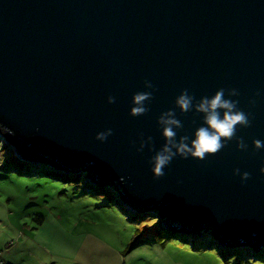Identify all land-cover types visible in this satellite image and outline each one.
I'll list each match as a JSON object with an SVG mask.
<instances>
[{
    "label": "water",
    "instance_id": "95a60500",
    "mask_svg": "<svg viewBox=\"0 0 264 264\" xmlns=\"http://www.w3.org/2000/svg\"><path fill=\"white\" fill-rule=\"evenodd\" d=\"M145 79L155 85L149 110L130 115ZM221 87L237 88L251 114L236 132L247 149L233 138L202 160L178 155L155 176L157 117L184 88L198 99ZM176 113L179 134L202 122L195 111ZM106 128L112 134L96 139ZM0 132L18 158L82 171L124 205L160 210L170 228L257 249L264 148L252 140L264 141V0H0ZM141 133L151 146L137 151ZM234 168L250 176L242 182Z\"/></svg>",
    "mask_w": 264,
    "mask_h": 264
},
{
    "label": "rangeland",
    "instance_id": "374dc122",
    "mask_svg": "<svg viewBox=\"0 0 264 264\" xmlns=\"http://www.w3.org/2000/svg\"><path fill=\"white\" fill-rule=\"evenodd\" d=\"M14 148L0 132V249L8 251L10 259L16 251L18 262L37 259L45 264H264V259L248 252L243 255L247 259H233L212 246L194 245L198 233L188 241L171 237L153 225L154 219L132 217V211L143 210L124 205L117 189L119 198L97 194L86 182L27 172L18 164L12 168L18 158ZM24 161L66 171L41 161ZM155 212L160 217L161 211ZM41 216L43 226L34 229L40 226ZM25 237L34 243H25ZM216 241L219 247L225 246ZM238 246L264 249V245Z\"/></svg>",
    "mask_w": 264,
    "mask_h": 264
},
{
    "label": "clouds",
    "instance_id": "9594fccd",
    "mask_svg": "<svg viewBox=\"0 0 264 264\" xmlns=\"http://www.w3.org/2000/svg\"><path fill=\"white\" fill-rule=\"evenodd\" d=\"M144 89L132 94L130 115L138 116L147 112L148 101H150L155 85L151 80H144ZM260 91L257 90L256 95ZM239 90L232 88H218L212 95L200 96L198 99L187 88L182 89L175 97L176 107L168 108L157 117V125L160 128L161 135L164 137V143L149 158L151 171L159 177L164 174L165 167L176 156L183 158L193 157L205 159L206 156L217 153L233 138L236 141L238 149H247V142L242 136H237L238 127H248L251 124V114L239 107ZM116 97L107 96L108 103H114ZM255 99L250 98V103ZM176 108L181 113L195 111L202 114V122L194 128L191 136L188 134H179L184 127L183 121L178 117ZM112 128H106L96 133V139L104 141L112 134ZM141 139L137 151H142L147 144L151 146L152 137ZM253 147L257 150L264 148V141L259 138L252 140ZM260 171L264 173V165ZM233 174H238L241 181L247 180L250 173L247 170L241 171L239 168L233 169Z\"/></svg>",
    "mask_w": 264,
    "mask_h": 264
},
{
    "label": "trees",
    "instance_id": "16d2710c",
    "mask_svg": "<svg viewBox=\"0 0 264 264\" xmlns=\"http://www.w3.org/2000/svg\"><path fill=\"white\" fill-rule=\"evenodd\" d=\"M18 164V168H24L27 172L32 173H46L50 174L56 178L65 180V181H75L79 183L86 182V184H89V187L95 191L97 194H107V195H114L117 196L116 189H114L111 185H102L97 186L94 183H92L90 180L85 177V173L82 171H59L56 169H51L49 165H38L35 167L32 163L26 162L24 160H21L20 158H15L12 163V168L16 167L15 165ZM119 198V197H118ZM126 210V209H125ZM128 211V210H126ZM132 217L134 218H145L149 217V219H154L155 223L153 224L155 227H158V230L167 232L171 237L179 238L182 241H188L192 240V235L197 234L198 241H195L194 245L197 244L200 247H203L204 249H216L219 251L220 254H222L225 257H231L233 259H247L246 257H243L245 253L248 252L249 255H252L254 257H259L260 259H264V249L262 250H253L249 247H240V246H222L219 247L217 245L216 237L212 235L211 232L202 230L197 233H184L180 230H176L173 228L168 227L163 223V220L160 217H156L155 210H143V211H132L131 212ZM44 222V217L41 216L39 218V224H42ZM201 239V240H200ZM207 240V241H206ZM136 240L135 242H137ZM209 243V244H208ZM132 245H135V243H132ZM253 257V258H254Z\"/></svg>",
    "mask_w": 264,
    "mask_h": 264
},
{
    "label": "crops",
    "instance_id": "0c3cea01",
    "mask_svg": "<svg viewBox=\"0 0 264 264\" xmlns=\"http://www.w3.org/2000/svg\"><path fill=\"white\" fill-rule=\"evenodd\" d=\"M44 222H45V219H44ZM44 222L42 223V224H39L40 226H38V227H34V229H40L42 226H43V224H44ZM67 236H65V238H66ZM69 237V236H68ZM67 240L69 239V238H66ZM24 241H25V243L27 242V241H31V243H34L33 242V240L32 239H30V238H28V237H25V239H24ZM37 243V242H36ZM43 244V243H42ZM37 245H41V243H37ZM44 245V244H43ZM75 247H77V245H75ZM8 251H3V250H1L0 249V264H45L44 262H42V263H40V262H37V259H33L32 261L31 260H29L28 261V259H26V261H22V262H18L17 260H15L16 258V251H14V253H13V255H9V256H13L12 257V259H10V258H8V253H7ZM18 253V256L20 255V254H22V252H17ZM14 254H15V256H14ZM21 259H23V258H21ZM56 264V263H55ZM58 264V263H57ZM76 264H80V263H76Z\"/></svg>",
    "mask_w": 264,
    "mask_h": 264
}]
</instances>
